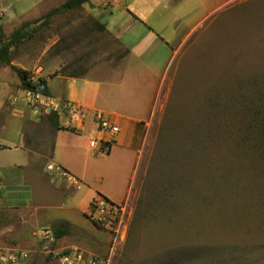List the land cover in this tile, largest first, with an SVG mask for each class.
I'll list each match as a JSON object with an SVG mask.
<instances>
[{"label": "rangeland", "instance_id": "obj_1", "mask_svg": "<svg viewBox=\"0 0 264 264\" xmlns=\"http://www.w3.org/2000/svg\"><path fill=\"white\" fill-rule=\"evenodd\" d=\"M66 1L0 0V47L25 22L32 31L0 64V264H62L75 252L83 264H264V0H161L146 16L153 32L138 23L125 33L149 54L159 37L171 48L152 56L163 63L155 91L131 96L155 100L139 157L93 153L84 172V192L118 202L109 215L101 197L87 215L69 198L74 187L51 162L49 89L22 87L13 69L37 84L138 69L137 55L123 66L126 48L87 6L45 20ZM114 1L103 0L102 19L126 28L121 8L111 19ZM63 222L70 232L56 239Z\"/></svg>", "mask_w": 264, "mask_h": 264}, {"label": "crops", "instance_id": "obj_2", "mask_svg": "<svg viewBox=\"0 0 264 264\" xmlns=\"http://www.w3.org/2000/svg\"><path fill=\"white\" fill-rule=\"evenodd\" d=\"M141 3L142 7L139 10L136 9L135 6L141 5ZM160 4L161 0H131L129 3L128 0H115L110 5L111 19L114 20L113 11L116 8H121L129 20L125 28L123 25L118 27L115 26V23L111 21L110 23L105 22L102 19L105 6L103 0H97L96 2L90 0L84 6H87L94 17L98 18L100 23L105 24L106 29L128 50L123 66H127L129 59L137 55L138 60L135 65L139 66L138 69L130 68L127 71L122 69H99L92 75L63 76L61 74L52 78L47 84L52 99L59 104L65 102L76 105L84 113L83 118L63 117L60 123L61 127L74 129V132L55 130L51 157L52 164L63 173V176L67 177V181L74 187L69 198L80 206L83 215H87L92 201L97 197L102 199L106 197L111 202L118 203L101 192L83 191V188L87 186L85 184L87 178L84 172L90 165V157L94 156L93 153L95 155L102 153V146L110 139L109 133L99 128L96 117L98 115L107 117L120 130L108 156L120 150L128 155L135 154L137 158L139 157V151L143 147L144 129L149 125L143 119L144 109L146 103H148L149 107L151 103L155 104V100H131V96L137 95L140 88L142 90L146 89L147 93L148 88L153 92L155 91V86L151 87L149 80L159 77L163 70V63L159 60H153L152 56L162 46L170 50L171 43L167 38L159 37V42L156 41L154 48H152V54H149L151 51L147 52L148 48L145 45L143 46L144 40L136 42L132 47L124 35L127 31L132 30L134 24L138 23L153 32V27L147 25L146 16L156 9L155 5ZM112 6L113 8L111 9ZM135 77H138V79L136 80ZM162 84V81L158 83L160 89ZM127 99V104L132 102L130 105L132 108L131 113H126L122 110L123 103H125L124 100ZM134 171L131 175L132 178ZM74 180L78 183L74 182ZM131 183L132 179L126 189L128 192ZM123 198L124 196L121 199Z\"/></svg>", "mask_w": 264, "mask_h": 264}, {"label": "trees", "instance_id": "obj_3", "mask_svg": "<svg viewBox=\"0 0 264 264\" xmlns=\"http://www.w3.org/2000/svg\"><path fill=\"white\" fill-rule=\"evenodd\" d=\"M89 2L90 0H67L62 6L54 8L51 11H49V13L45 16V20L48 21L50 18L59 15L60 13L81 8L82 6H84ZM29 25H30L29 22H25L19 29L14 31L10 37L4 40V42L0 47V64L10 65L11 55H12L11 49L13 47H17L21 45L25 40L32 37V31L29 30ZM0 35L1 37H4L1 29H0ZM127 54H128V50L126 52V55ZM13 69L16 71L18 75L22 87L29 89L31 91H37L38 89H40L41 86H44V88H46L45 93L48 92L46 79H42L40 81V84H37L32 80L30 72L26 70L17 69L16 67H13ZM64 72L65 71H62L60 74L65 76ZM46 116L56 130H68L74 132V129L61 127L60 115L58 114V112H51ZM4 149H6V147L0 145V150H4ZM104 199L106 200V202L116 205L115 203L111 202L109 199L105 197ZM69 232H70V225L68 223L63 222L60 224L59 227H57L54 230L55 238L59 239L63 236L68 235Z\"/></svg>", "mask_w": 264, "mask_h": 264}, {"label": "built area", "instance_id": "obj_4", "mask_svg": "<svg viewBox=\"0 0 264 264\" xmlns=\"http://www.w3.org/2000/svg\"><path fill=\"white\" fill-rule=\"evenodd\" d=\"M27 96L31 99L30 101L33 104H39L40 103V97H42L41 94H33L31 91L27 92ZM50 100H51L50 103H48V104L43 103V105H42V106H46L45 110H46V112H48L47 114H49L51 112H58L59 115L61 114V119H63V117L83 118L84 113L80 107H78L76 105L69 104V103H65V102L64 103L62 102V104L61 103L59 104L58 102H56L52 98ZM55 106H56V108L53 111H50L51 108L55 107ZM38 111H41V109L38 108ZM97 123H98L99 128L102 131H107L110 135V139L108 141H106L104 143V145L102 146V151L104 153L108 154V153H110L112 145H113L114 141L117 139V137L120 133V130H119L118 126L114 125L107 117H105L103 115L97 116ZM50 169L54 171L53 166H51ZM74 182H77V181L74 180ZM106 204H107L106 210L108 211V215L112 212V210H115V212H118V210H119L118 205H113V204H110L108 202ZM102 211L104 213L105 209L102 208ZM24 256L25 255L22 254V255H20V257L13 258V260H12L13 263H16L17 259H22ZM83 261H84L83 255L76 253V252L75 253H67L61 257L62 264H81ZM91 264H96V262L92 261Z\"/></svg>", "mask_w": 264, "mask_h": 264}, {"label": "water", "instance_id": "obj_5", "mask_svg": "<svg viewBox=\"0 0 264 264\" xmlns=\"http://www.w3.org/2000/svg\"><path fill=\"white\" fill-rule=\"evenodd\" d=\"M43 90V89H42Z\"/></svg>", "mask_w": 264, "mask_h": 264}]
</instances>
